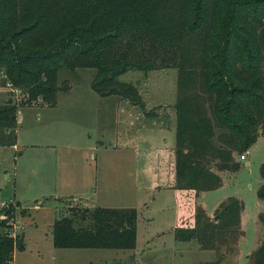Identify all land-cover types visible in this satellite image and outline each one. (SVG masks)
<instances>
[{"label": "trees", "instance_id": "obj_1", "mask_svg": "<svg viewBox=\"0 0 264 264\" xmlns=\"http://www.w3.org/2000/svg\"><path fill=\"white\" fill-rule=\"evenodd\" d=\"M76 68H94L98 95H117L146 116L152 113L138 87L120 76L176 69L174 187L185 223L175 239L213 250L238 234L239 201H224L217 219L193 205L200 192L222 184L212 165L236 171L235 155L264 125V0H0V70L28 94L26 104L54 106L58 90L69 88L57 85L58 71ZM18 105L0 107V145H15ZM260 174L264 200V162ZM136 217L134 208L70 205L53 223L52 244L133 249ZM78 219L88 223L75 226ZM259 219L264 223V213ZM10 225L0 233V264H12L20 239ZM249 264H264V240Z\"/></svg>", "mask_w": 264, "mask_h": 264}, {"label": "rangeland", "instance_id": "obj_2", "mask_svg": "<svg viewBox=\"0 0 264 264\" xmlns=\"http://www.w3.org/2000/svg\"><path fill=\"white\" fill-rule=\"evenodd\" d=\"M95 74L94 68L60 69L57 85L65 82L69 88L58 90L56 104L48 106L41 104V99L26 104L28 94L9 84L0 70V107L11 100L19 104L21 116L15 126V146L0 145V201L6 202L0 208V233L12 223L14 239L22 238L12 264L252 262L264 240V223L259 219L264 200L257 194L263 181L264 125L243 153L246 158L240 160V154L235 155L239 168L219 172L212 165L222 178L221 186L194 197L193 208L201 207L207 219H213L227 199L243 205L239 233L213 250L201 249L196 240L182 242L174 236L175 228L185 223L178 221L182 203L174 191V178L168 180L174 176L170 157L175 160V128H169L176 122V69L130 70L120 76L138 87L144 110L152 113L139 121L133 119V124L124 121V99L103 97L92 89ZM158 121L164 124L159 127ZM126 138L132 142L128 148ZM93 191L95 206L136 210L133 249L53 246L55 219L66 215L70 205L93 207L86 200ZM87 223L78 219L75 226Z\"/></svg>", "mask_w": 264, "mask_h": 264}, {"label": "crops", "instance_id": "obj_3", "mask_svg": "<svg viewBox=\"0 0 264 264\" xmlns=\"http://www.w3.org/2000/svg\"><path fill=\"white\" fill-rule=\"evenodd\" d=\"M125 103H124V109H122V113H125L124 115H125V117H124V121H127V120H129V123L130 124H133V119H135L136 121H139L140 119V117H143V118H146L145 117V114L143 113V111H140V109L139 108H137L136 106H133V105H130L129 103H128V101H124ZM174 103H175V101H174ZM147 105H149L148 103H147ZM151 106H153V105H151ZM20 114H18V121L20 120V118H21V116H19ZM135 116V117H134ZM174 116H175V113H174ZM148 118V117H147ZM150 119V118H149ZM152 120H154V121H157L156 119H152ZM159 122V124H157V126H161V124L163 125L164 124V122L163 121H158ZM174 122V121H173ZM141 124L142 125H144V123L143 122H141ZM154 124H155V122H154ZM154 124H153V126H154ZM155 124V125H156ZM171 126V125H170ZM175 128V124L173 123L172 124V126L169 128V129H171V128ZM129 143H131L132 144V142L129 140V139H127L126 138V140H125V142H124V145L126 146V148H128V145H129ZM15 145H13V147H14ZM175 148V147H174ZM170 155H171V153H170ZM169 155V156H170ZM173 156V155H172ZM171 160H172V162H171ZM173 164H174V159H172L171 157H170V165L171 166H173ZM96 172H97V170L96 169H94V175H95V180H96ZM172 178H174V176L171 174V176L168 178V180H169V182H171V180H172ZM169 187H172V185H169ZM174 191H175V193H179V190H177V189H174ZM95 194H96V191H93V192H91V197H90V199H87L86 198V200H87V202L89 203V204H91L92 206H95V204H96V200H95ZM82 196H80L79 197V199H83V198H81ZM20 240H22V238H20ZM22 246V245H21ZM18 247H20V246H16L15 247V249L14 250H16ZM82 249H86V248H82Z\"/></svg>", "mask_w": 264, "mask_h": 264}, {"label": "built area", "instance_id": "obj_4", "mask_svg": "<svg viewBox=\"0 0 264 264\" xmlns=\"http://www.w3.org/2000/svg\"><path fill=\"white\" fill-rule=\"evenodd\" d=\"M240 160H244L245 158H246V156L244 155V154H241L240 156ZM5 201H0V208L2 207V206H4L5 205ZM11 225H12V223H11ZM15 225H13V227H14ZM11 235L12 236H14V233L13 232H11Z\"/></svg>", "mask_w": 264, "mask_h": 264}, {"label": "water", "instance_id": "obj_5", "mask_svg": "<svg viewBox=\"0 0 264 264\" xmlns=\"http://www.w3.org/2000/svg\"><path fill=\"white\" fill-rule=\"evenodd\" d=\"M214 219H217V216H215ZM21 245H22V240L19 239L17 246H21Z\"/></svg>", "mask_w": 264, "mask_h": 264}]
</instances>
